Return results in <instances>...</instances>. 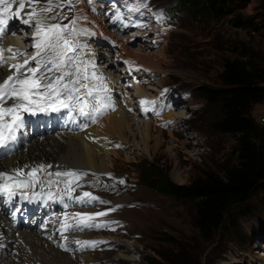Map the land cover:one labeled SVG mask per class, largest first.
I'll return each instance as SVG.
<instances>
[{"label":"rangeland","instance_id":"rangeland-1","mask_svg":"<svg viewBox=\"0 0 264 264\" xmlns=\"http://www.w3.org/2000/svg\"><path fill=\"white\" fill-rule=\"evenodd\" d=\"M146 1H148V7L152 6L157 12L162 11L165 14L164 20L169 23L168 29H154V32H159L157 36L154 33L145 34L144 32L148 30H136L140 32L136 33L132 30L136 23L128 19L130 15L135 17L136 12H129L127 16L120 14V19H117L115 15L112 24H119L123 28H127L126 32L122 34L126 40L130 36L137 37V41L134 40L129 45L132 51L140 49L141 43L138 40L152 44L148 50L142 52L147 56L146 59L148 55H154V58L148 62L152 64L160 62L162 68L155 72L156 76L151 72L146 73L139 82L131 78L126 80L127 82L123 86L127 85L128 89L121 94L117 93L113 98H116L118 102L126 99L128 104L130 100L138 101L137 93L141 91L139 88H146L144 92L150 100H152L151 96L156 97L158 93H166L164 90L167 89L169 96L173 98L171 100L180 102L179 111L183 112L181 113L184 118L172 119L171 124H168V120L161 125L159 123L161 134L152 131V137L147 141L144 127L146 123H152V120L150 117L143 118L138 115V110L141 107L134 109V133L132 135L124 134V137H127L129 141L124 145L119 143L118 132L113 138V142H115L113 148L117 151L121 150L120 155H114L115 162L108 171L115 175H109L108 172L83 171L86 173V177L83 176V179L85 178V183H88L84 187H87L88 191H93L91 188L97 189L96 191L99 192L97 197L110 202L105 205L88 204L87 209H95L98 212L108 211L115 207L116 210L108 213L107 218L111 219L109 222H105L108 226L101 228L99 233L94 232L91 235H98L99 238H102V241H99L101 243L96 247L99 250L78 253L79 255L91 254V260L87 262L85 258L78 257L75 263L264 264V210L260 194L249 203L250 212L248 214L239 218L235 217V230L218 232L211 240H206L192 223L191 204L175 200L146 185L140 178L137 166L140 161L152 163L167 172L174 182L188 184L202 170L218 171L225 163L234 160L232 152L234 138L229 134L218 132L214 127L215 121L222 114L220 105L215 102H207L198 94L197 88L200 85H220L219 73L222 70V63L226 57L232 55L231 50L235 46L240 49L247 48L264 58V36L262 35L264 30L262 21L258 17L260 0H237L233 6L234 18L232 15L222 17L208 13L201 15L185 6L181 7L176 4L177 0ZM80 3L87 5L84 0H81L79 5ZM79 9L74 11L73 17L84 13L85 7ZM100 12L92 13L94 14L92 17L101 18ZM239 14L256 22L260 30L236 27L235 17ZM103 18L106 20V17ZM104 22L106 23V21ZM123 22H126L127 25ZM105 25L107 26V23ZM99 49L102 53L108 54L106 44L105 47ZM112 54L115 55L116 52ZM97 57L100 67H102L101 61L106 57ZM117 58L116 56L115 59ZM161 58L162 61H160ZM132 60V65L137 61H142L138 58ZM126 64L125 61H121L117 66L121 67V70L110 72L116 76H112L115 80L118 81L120 76L127 75L123 70ZM141 68L140 72L147 71L143 67ZM145 81L147 83H144ZM128 84L132 87L129 88ZM125 94L129 95L126 97ZM117 106L120 108L121 104ZM116 108L115 110L119 109ZM122 108L126 110L127 107L123 105ZM115 110H111V112L115 113ZM159 111L163 112L161 115L167 113V111L164 113L161 108ZM150 112L154 117L156 111L153 109ZM127 114L131 115L130 112ZM142 114L146 113L142 112ZM252 115L259 123H264V103L254 104ZM166 124L168 126H165ZM47 131L48 128L41 133ZM40 134H33L34 136L31 137L37 138L41 136ZM27 139L23 136L20 146L24 145ZM183 143L185 144L183 145ZM134 144L137 145L134 146ZM116 145H120V147H116ZM64 179H61V185H64ZM121 180L124 183H120ZM123 197H127L126 202L121 201ZM117 205L119 207H116ZM237 214L239 215L238 211ZM76 235L81 236L79 233ZM132 242H136L140 248L139 254H133L131 251L130 244ZM63 253L72 255L67 252Z\"/></svg>","mask_w":264,"mask_h":264},{"label":"snow or ice","instance_id":"snow-or-ice-1","mask_svg":"<svg viewBox=\"0 0 264 264\" xmlns=\"http://www.w3.org/2000/svg\"><path fill=\"white\" fill-rule=\"evenodd\" d=\"M13 4L17 6L15 17L20 18V22L32 30L31 42L34 51L31 55L27 51L3 44V40L8 35L10 21L13 19V15L9 14ZM0 5L3 6L0 7V69H4L0 72V148H7L16 141L17 134L26 126V115L36 116L67 110L69 116L78 112L82 117L93 118L103 115L108 109L115 110L112 89L105 83L106 78L94 70L89 72L88 69H94L95 64L91 60L83 59V50L87 45L81 43L78 37L92 35L87 29L79 27V21L86 17L76 16L67 24L59 21L44 23L45 20L58 17L60 21L67 19L68 17L63 15L62 11L55 10L68 7L71 11L72 0H46V4L43 5L39 4V0H0ZM26 6L29 11L24 12L22 16ZM145 8H148L146 0H135L130 11ZM52 13L55 14L49 15ZM120 18L121 16L117 14V19ZM155 18L163 22L165 14L159 11L155 13ZM125 63L129 62L125 61ZM82 90H84L83 93ZM164 92H167V89ZM82 96L87 99H83ZM156 103V101L144 99L139 101L141 111L145 113L152 111V106ZM155 115L158 116L159 113ZM171 123V121L168 122V124ZM51 167L52 165L40 164L33 166L27 173L22 168L12 172L0 171V195L12 199L21 193L26 199L46 195L49 200H62L67 197L69 201L79 204L110 203L87 191L82 195L74 196L76 189L80 186L79 181L86 173L71 170L46 173L48 177L58 178L56 180L41 179L38 176V173L46 172V169ZM59 178H65L64 187L57 188L56 192L51 191L54 184L61 183ZM120 183L124 181L121 180ZM37 185L40 186L41 191H32ZM45 186L49 188L47 193L44 192ZM115 210L114 207L108 211L95 213H64L60 227L62 239L67 240L68 237L64 233L70 231L107 227L106 223L96 222V218L107 216L108 212ZM73 242L80 245L81 249L95 248L101 243L80 240ZM59 247L65 251L68 250L63 243Z\"/></svg>","mask_w":264,"mask_h":264},{"label":"bare ground","instance_id":"bare-ground-1","mask_svg":"<svg viewBox=\"0 0 264 264\" xmlns=\"http://www.w3.org/2000/svg\"><path fill=\"white\" fill-rule=\"evenodd\" d=\"M39 2L43 1L39 0ZM134 2L135 0H123L122 2H115L114 4H117L116 8L119 6L125 7L126 12L128 13L126 14L127 16L129 15V12H136L130 11V9L134 6ZM39 4L41 5V3ZM97 5L98 4L95 3L88 7L87 5L85 6V4L80 3L78 7H81V9L85 7V14L80 13L79 16L86 17V19L80 20V25L82 28L87 29L89 33H92V35H86L90 38V40H96L94 44L91 43L90 45L92 54L91 56H88V58L92 60L96 58L95 56L106 57L103 61H101L104 70H100V74L103 72L108 73L105 83L112 89L111 95L113 98L117 93L122 91V88L120 86L118 87L117 80L112 77L116 76L112 75L110 72L114 73L116 70H121V67H117L118 63L121 61L129 62L125 65L126 70L124 68V71L130 72L131 75L139 78H144L146 73L150 72L156 76L155 72L162 67L160 62H154V64L148 62L154 58V55H148V58L146 59L147 56L143 53L148 50L152 44L150 45V43L138 40L141 43L139 47L140 49H138L139 51H132L129 45L132 44L134 40L137 41V37L133 38L130 36L127 37V40L125 37H122V34L126 32L127 28L125 29L119 24L113 23V28L111 29L105 25V18L101 17L96 19L97 17H92L94 14L90 13L89 10ZM35 6L38 7L39 5ZM16 8L17 6L13 4L10 9L9 14L13 15V19L10 21L8 35L3 40V44L5 46L13 47L14 49L18 48L22 51L28 52L31 50H26V47L24 46L26 42L15 38L16 35L11 31V27L17 18L14 15ZM27 11H29V8L26 6L21 15L23 16V13ZM101 13L102 12H100V14ZM102 20L104 24L102 23ZM123 24H126V22H123ZM153 32L154 30H148L144 33L147 34ZM136 33L140 32L136 31ZM105 44L108 54H105V52L102 53L99 49L101 47H105ZM114 52H116L117 55H113L112 53ZM116 56L118 57L117 59H115ZM137 58L141 59L143 62L137 61L135 62L137 65L133 64V66L132 59ZM162 60L163 59L161 58L160 61ZM141 67L147 71L144 73L140 72L142 69ZM136 68H139L140 70L136 71ZM3 71L4 69H0V72ZM144 83H147V81ZM139 89L143 92L139 91L137 93V95H139L138 101H134L135 99L130 100L127 104L128 100L126 99L118 102L116 98H113L117 108H119L117 105L121 104L119 109L116 108L117 110H115V113H112L113 111L110 113V110L108 109L103 115L90 118L82 117L78 114V112L72 113L71 116H69L68 111L64 110L56 116L48 119L50 124H53V127H50L52 131L48 128L47 132L41 133V136L37 138L31 137L32 135H30V129L28 127V130L22 134V136L28 138L27 141L24 142V145L17 149L18 143L13 142L7 147L10 154L6 153L5 156L0 159V171L12 172L17 168H25L24 172L27 173L33 166L40 164L52 165V167L47 168L46 171L52 170L53 172L57 169H65L69 167V169L77 168L79 170L93 172L110 171V168L116 159L114 155H120L121 153V150L117 151L113 148L115 145V142H113V138H115L114 135L118 132V142L122 145L126 144L129 140L127 137H124V134L129 133L132 135V133H134L133 120L135 119V112L133 110L134 108H137L134 103H139L141 99L152 101L147 98L148 96L144 92L146 91V88L143 87ZM83 91L84 90H82V93ZM125 95L127 97L129 94ZM123 105L127 107L125 108L126 110H123ZM167 107L168 110L165 115L159 114L157 116L154 114L152 123L148 122L145 124V139L147 141L151 139L152 131H156L161 134V126L159 127V123L161 125L167 120L171 121L172 119L184 118L182 115L183 112L181 111V113L179 111L180 102H174L171 100V103ZM129 109H132V111H129ZM154 110L157 113V109ZM127 112H130L131 115H128L129 113L127 114ZM44 115L45 114H42V116ZM72 117H74V119ZM184 144L185 143H183V145ZM135 145L137 144H134V146ZM84 179L82 178V180L79 181V187L85 186L86 180ZM86 188L87 187H84L83 189ZM45 190H48L47 186L44 187V192L47 193ZM91 190L96 193V196L98 195L99 192L96 191L97 189L94 190L91 188ZM32 191L40 192L41 188L37 187ZM126 200L127 197H123L121 199V201L124 202H126ZM9 202H15L18 207V211L23 214L28 213L32 208L37 210L36 215L33 217V219H36V223L34 227L31 225L34 220L30 224L20 222L18 227H15L14 221H12L11 217L8 215L7 210L4 209V207L0 208V264H76V258L78 257L85 258L87 262L88 260H91V254H64L62 252L63 248L59 247L61 243L76 247L77 244L73 242L76 239L73 236H80L70 231L68 233H64L68 239H62L60 227L63 220V209L61 211L59 210L60 205L62 204L61 199L49 200L46 195L40 198L26 199L21 193H18L15 199H9ZM63 205H65V203ZM74 213H76L75 210L71 212V214ZM130 247L133 254L140 253V248L136 242H132Z\"/></svg>","mask_w":264,"mask_h":264},{"label":"trees","instance_id":"trees-1","mask_svg":"<svg viewBox=\"0 0 264 264\" xmlns=\"http://www.w3.org/2000/svg\"><path fill=\"white\" fill-rule=\"evenodd\" d=\"M236 2L177 0L176 4L201 15H232L234 18ZM258 10L264 30V0H260ZM235 24L242 29L260 30L256 22L240 14L235 17ZM231 54L222 63L220 85H200L197 92L207 102L220 105L222 114L214 127L234 138V160L218 171L202 170L188 184L174 182L167 172L152 163H137L140 178L146 185L191 204L192 223L206 240H211L218 232L235 230V217L248 214L249 203L259 194L264 210V123H259L252 115L253 105L264 103V58L237 46Z\"/></svg>","mask_w":264,"mask_h":264}]
</instances>
